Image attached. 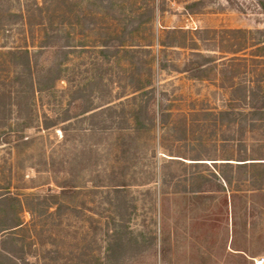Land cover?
Instances as JSON below:
<instances>
[{"label":"rangeland","instance_id":"rangeland-1","mask_svg":"<svg viewBox=\"0 0 264 264\" xmlns=\"http://www.w3.org/2000/svg\"><path fill=\"white\" fill-rule=\"evenodd\" d=\"M36 4L0 0V230L21 223L0 241L34 264H264V112L243 98L264 76V0ZM53 32L68 43L61 77L31 93L8 52L35 53ZM197 54L211 59L200 80L183 72ZM139 88L155 93L149 128L133 117ZM77 89L101 113L65 121ZM200 177L223 189L190 192Z\"/></svg>","mask_w":264,"mask_h":264},{"label":"trees","instance_id":"trees-1","mask_svg":"<svg viewBox=\"0 0 264 264\" xmlns=\"http://www.w3.org/2000/svg\"><path fill=\"white\" fill-rule=\"evenodd\" d=\"M33 1V4L35 5L36 9L41 12V9L37 6L36 0ZM260 34L261 39L259 44H262V49H264V30L261 32H257ZM62 36L59 35L57 32H53L46 36V39L40 43L39 50L35 53L30 54L27 50H13L8 52L9 56H11L13 62L14 69L18 70L17 76L21 79L20 83H26L28 85L31 93L34 92V85L36 84L38 89L45 90L49 89L52 86V83L54 84L57 80L61 77V70H60V63H56L55 58L59 56H63L64 58L67 57V53L64 52V48L68 46L67 42L62 41ZM119 46V45H117ZM115 47V49L117 48ZM198 56L195 59H189L185 64L183 68V72L188 73L191 78L200 80L202 79V74L204 72V65L211 62V59L208 57L200 56V54H197ZM48 83V84H46ZM137 91H139L138 99L137 96H132L131 101L135 104L138 102L136 108L133 110V117L135 118L136 122L139 124L140 127L142 125L144 126V123H147V127L149 128L154 124L155 120V93L152 88L145 90V88H139ZM22 92V91H21ZM75 97L72 98L68 110L66 111L65 121L78 116H83L89 112H92L95 110L92 106L90 107L87 105V102L80 98L78 95L80 93V89H77L74 91ZM243 98L246 104H248L250 110L254 115H259L261 112H264V76L257 77L255 82L247 87L243 92ZM121 103V102H120ZM122 106L121 104H119ZM110 114L109 118H120V121L122 123H127L126 119H124V109L123 107L120 108L119 113L116 115V109L114 107L108 106L106 108ZM101 110L97 112H92L89 115L90 116H96L100 114ZM70 113V114H69ZM89 116V117H90ZM143 122V123H142ZM123 126L119 127L120 129ZM263 127V125L261 126ZM259 129V127L256 128V130ZM139 130V127L137 128ZM124 137L126 139L122 140V146H125L126 149H124L123 153L127 154L126 157L127 160L130 159H136L135 153L133 150V147L131 144H134L135 141H133L132 134L126 133L124 134ZM17 139L21 140L22 137H18ZM133 141V142H132ZM11 137L10 134L6 135L4 139V143H11ZM128 147V148H127ZM132 147V148H131ZM194 161L202 160V159H192ZM264 160V159H259ZM258 164H264V163H258ZM199 165V164H195ZM223 167H229L231 168L232 164L230 163H222ZM240 166V165H238ZM113 188H116L115 190H118L120 187H123L126 185V182L124 179L121 178H114L113 180ZM221 182L223 184L230 185L231 180L228 179L226 176L221 177ZM222 183L214 184L216 189H212V182L209 180L204 179L203 177L195 178L192 181V185L189 189L190 192H199V193H209L214 191H218V189H223ZM184 189H186L184 187ZM33 200H37V203H34L32 206ZM39 197H33L32 201L30 202V207H28V211L31 213V215L35 214V207L41 206V203L38 202ZM53 205H56V214L61 212V205H58L56 201L52 202ZM20 205V204H19ZM21 207V205H20ZM16 222L11 223L10 225L3 226V229L1 231L5 230H11L16 231L21 228V223L18 220V217L15 215ZM123 242V241H122ZM122 242H116L114 243L110 250H111V257L113 261L118 260L123 255V244ZM0 264H34L28 262L25 255L22 253V251L15 246L12 245V243L9 241L8 238L3 239L0 241Z\"/></svg>","mask_w":264,"mask_h":264},{"label":"built area","instance_id":"built-area-1","mask_svg":"<svg viewBox=\"0 0 264 264\" xmlns=\"http://www.w3.org/2000/svg\"><path fill=\"white\" fill-rule=\"evenodd\" d=\"M254 263H255V264H262V263H263V260H262V259H260V260H255Z\"/></svg>","mask_w":264,"mask_h":264}]
</instances>
